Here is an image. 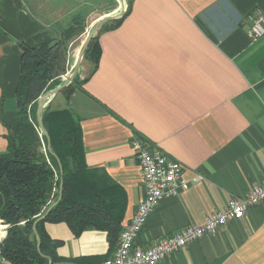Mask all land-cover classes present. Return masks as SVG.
<instances>
[{"label":"crops","instance_id":"0c3cea01","mask_svg":"<svg viewBox=\"0 0 264 264\" xmlns=\"http://www.w3.org/2000/svg\"><path fill=\"white\" fill-rule=\"evenodd\" d=\"M62 9L60 0H0V155L18 124L22 46L59 30L71 11ZM257 9L264 13V0H132L120 26L101 32L98 64L86 61L87 74L79 69L84 84L51 97L50 110L68 109L80 123L91 173L125 191L123 226L145 197L134 142L184 166L191 188L160 201L136 247L205 224L264 182V37L247 35V17ZM7 228L0 220V232ZM44 228L60 242L61 259L49 264H102L118 245L103 231L76 236L65 223ZM158 264H264V203Z\"/></svg>","mask_w":264,"mask_h":264},{"label":"trees","instance_id":"16d2710c","mask_svg":"<svg viewBox=\"0 0 264 264\" xmlns=\"http://www.w3.org/2000/svg\"><path fill=\"white\" fill-rule=\"evenodd\" d=\"M131 4L132 0L122 18L105 23L93 37L85 58L95 66L100 55L101 32L120 26ZM22 47V73L16 88L18 124L8 136V151L0 155V220L9 225L7 237L0 244L2 256L8 264H49L48 258L60 260L56 253L60 242L47 234L46 223H65L76 236L89 230L106 232L114 246L123 228L125 191L103 183L91 173L82 128L70 110L45 108L42 120L50 148L38 126V101L44 92L56 88L55 80L67 72V47L63 40H55L47 31L36 37L34 46ZM74 84H84V80L79 81L76 76L64 91L69 92ZM43 141L46 154L42 150ZM53 205L50 213L36 224ZM35 230L41 239L40 252ZM73 261L93 264L92 258Z\"/></svg>","mask_w":264,"mask_h":264},{"label":"built area","instance_id":"2783aa9c","mask_svg":"<svg viewBox=\"0 0 264 264\" xmlns=\"http://www.w3.org/2000/svg\"><path fill=\"white\" fill-rule=\"evenodd\" d=\"M247 35L253 42L264 37V13L257 9L247 17ZM145 185V197L139 203L131 221L124 225L118 245L102 264H158L183 250L189 244L207 235H215L232 221L245 218L251 207L264 203V182L255 184L243 197H234L223 209L210 214L203 225L188 226L171 237L164 238L147 248L136 247V240L144 230L150 215L165 197L178 196L191 188L192 182L184 176L185 168L170 156L155 151L140 141L133 143ZM203 178H196L201 181ZM8 229V228H7ZM7 232H0V243ZM6 263L4 259L3 264Z\"/></svg>","mask_w":264,"mask_h":264},{"label":"rangeland","instance_id":"374dc122","mask_svg":"<svg viewBox=\"0 0 264 264\" xmlns=\"http://www.w3.org/2000/svg\"><path fill=\"white\" fill-rule=\"evenodd\" d=\"M129 3L130 0H125V6H126L125 10H128ZM117 7L118 9L120 8V0H60V8L61 9L63 8L62 9L63 12L69 8H71L70 9L71 11L68 16L66 14L62 16L63 20L60 21L59 30H54L52 31V33H53V38H55V40H59V41L63 40L65 46L67 47V52H68L67 72L64 75L60 76V78L57 79L58 81L55 80L56 82L54 84L52 82L50 83V85L53 84L54 85L53 87H55L56 85L58 86L60 83L64 82L67 75L73 73L72 69L75 67L77 58L79 57L84 42L86 41L91 29L96 24V22H98L104 16L110 15L111 11H113ZM99 31L100 29L97 31L95 36H97ZM88 60L89 59L85 58V56L82 59L80 68H82L83 71L84 69H86L85 65H86V61ZM83 71H81L80 75H77L79 77V81H81V77L87 71V69L84 73ZM88 72L89 71H87L86 74ZM75 85L78 84H74V86ZM51 88L52 85L50 86L49 89ZM50 91L51 90H48L47 92ZM47 92H44L43 95L46 94ZM63 94L64 93H60L59 102H63L64 100H66L67 95H63ZM49 100L50 98L47 100L46 104H48ZM41 138H42V134H41ZM42 150L46 154V146L44 141H43ZM55 191L56 188L54 189V193Z\"/></svg>","mask_w":264,"mask_h":264},{"label":"water","instance_id":"95a60500","mask_svg":"<svg viewBox=\"0 0 264 264\" xmlns=\"http://www.w3.org/2000/svg\"><path fill=\"white\" fill-rule=\"evenodd\" d=\"M122 2H124V0H120ZM126 13V10L121 12L120 14L118 15H113V14H110V15H107V16H104L103 18H101L98 22H96V24L93 26V28L91 29V31L89 32V35L86 39V41L84 42V45L82 47V50L79 54V57H78V60H77V64H76V68L74 69L73 73L71 74V76H69L64 82L63 84L56 88L55 90H51L50 92H47L46 94H44L42 97H40L39 99V107H38V111H37V121H38V126H39V129L41 131V133L43 135H45L49 141V148H50V138H49V135H48V132L44 126V123H43V120H42V115H43V112L45 110V108L48 106L47 103V99H51V97L55 96L56 94H58L59 92H61L62 90H64L69 84H71L74 80V78L77 76L78 72H79V69H80V66H81V62H82V59L83 57L85 56L88 48H89V45L93 39V37L95 36V34L97 33V31L107 22L109 21H113V20H117V19H120L122 18ZM47 105V106H46ZM62 187H63V184L61 186V192H60V197H59V201L61 200V197H62ZM58 201V202H59ZM57 202V203H58ZM56 205V204H55ZM54 207L51 206L49 208V210L47 211V213L42 217L40 218L36 224L41 221L42 219H44L49 213L50 211L52 210V208ZM36 231V230H35ZM36 235H37V240H38V250L40 252V247H41V239H40V236L39 234L37 233L36 231ZM50 263H52V260L50 258H48Z\"/></svg>","mask_w":264,"mask_h":264},{"label":"bare ground","instance_id":"6f19581e","mask_svg":"<svg viewBox=\"0 0 264 264\" xmlns=\"http://www.w3.org/2000/svg\"><path fill=\"white\" fill-rule=\"evenodd\" d=\"M125 9H126V6H125V0H124V2H122V1H120V8L113 14V15H118V14H120L121 12H123V11H125ZM77 60H78V58H77ZM76 64H77V61H76ZM76 64H75V67L72 69L73 71H74V69L76 68ZM69 76H71V73H70V75H67L66 76V78H65V80L69 77ZM64 80V81H65ZM48 100V99H47ZM46 100V101H47ZM47 106V105H46Z\"/></svg>","mask_w":264,"mask_h":264}]
</instances>
